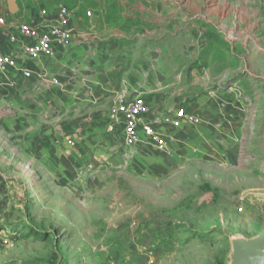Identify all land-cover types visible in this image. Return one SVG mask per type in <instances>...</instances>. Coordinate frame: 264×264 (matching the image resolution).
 <instances>
[{
	"label": "rangeland",
	"instance_id": "rangeland-1",
	"mask_svg": "<svg viewBox=\"0 0 264 264\" xmlns=\"http://www.w3.org/2000/svg\"><path fill=\"white\" fill-rule=\"evenodd\" d=\"M105 1L104 22L117 19L118 2L138 4ZM222 1L228 22H150L146 32L179 34L202 71H231L232 82L251 74L245 87L235 83L247 100L243 118L217 140L182 137L165 151L127 148L118 134L102 146L93 135L65 140L84 149L69 180L31 170L32 183L42 182L27 193L9 177L0 264H223L230 236L264 228V0ZM102 2L86 0L89 22L101 20ZM216 2L205 0V9ZM128 23L143 33L141 22Z\"/></svg>",
	"mask_w": 264,
	"mask_h": 264
},
{
	"label": "crops",
	"instance_id": "crops-1",
	"mask_svg": "<svg viewBox=\"0 0 264 264\" xmlns=\"http://www.w3.org/2000/svg\"><path fill=\"white\" fill-rule=\"evenodd\" d=\"M177 1L118 2L121 10L117 19L104 22L110 3L103 0L97 13L101 20L89 22L84 11L86 0H15L13 14L7 0H0V49L31 72L28 78L19 71L9 75L0 72V221L11 215L13 198L6 194L10 176L15 177L11 183H21L27 193L33 186L37 190L42 182L37 175L32 183L31 170L48 171L54 179H70L72 162L84 149L66 146L65 140L80 141L93 135L102 146L115 134L121 136L122 143V126L113 132L106 129L108 109L120 95L143 97L149 106L146 121L153 122L180 107L201 118L196 130L153 123L170 149L182 137L191 143L205 134L217 140L243 118L246 98L239 99L225 86L240 82L245 87L253 81L251 74L236 75L237 81L232 82L231 71H202L192 64L196 57L183 49L179 34L153 37L146 32L150 22H201L207 17L212 22L229 21V11L223 14L222 0L210 9H205V0H185L186 7ZM59 4L72 9L68 27L75 36L71 45H55L50 55L28 60L22 49L28 40L11 43L5 32L16 34L19 24L33 21L40 22V29L53 25ZM128 22H141L143 33L134 31ZM44 75L58 79L59 84H52ZM212 94L224 96L227 103L222 106Z\"/></svg>",
	"mask_w": 264,
	"mask_h": 264
},
{
	"label": "built area",
	"instance_id": "built-area-1",
	"mask_svg": "<svg viewBox=\"0 0 264 264\" xmlns=\"http://www.w3.org/2000/svg\"><path fill=\"white\" fill-rule=\"evenodd\" d=\"M72 9L66 5L59 4L56 10V22L53 25L40 29V22L21 23L16 28V34L5 32L7 39L11 43L21 40H28L22 44V49L25 52L26 58L30 61L39 60L43 56L50 55L53 51V46H61L67 48L71 45L75 34L68 27L69 18ZM41 15L46 13L45 10L40 11ZM2 22V19H0ZM12 71H19L24 78L31 75L30 70L25 65H19L17 60L11 55L4 53L0 49V72L4 75H9ZM49 79L54 85H58V79L47 75L43 76ZM229 92L237 93L238 89L234 83H229L225 86ZM222 106L227 102L217 94H212ZM149 112V106L143 97L135 96L128 98L124 95L118 96L107 112V131H113L117 126H122V143L127 148H133L138 144L145 143L150 147L165 151L168 143L162 132L154 127L155 124H167L175 128L182 126H194L202 120L193 113L186 111L180 107L174 110L170 115L157 117L153 122L144 120ZM71 143V139H68ZM28 168L31 166L26 165ZM0 229V250L5 243L4 234Z\"/></svg>",
	"mask_w": 264,
	"mask_h": 264
},
{
	"label": "water",
	"instance_id": "water-1",
	"mask_svg": "<svg viewBox=\"0 0 264 264\" xmlns=\"http://www.w3.org/2000/svg\"><path fill=\"white\" fill-rule=\"evenodd\" d=\"M10 13L17 10L15 0H7ZM229 252L223 264H264V228L247 237L236 234L229 237Z\"/></svg>",
	"mask_w": 264,
	"mask_h": 264
}]
</instances>
